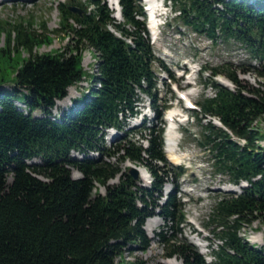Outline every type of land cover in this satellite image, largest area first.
<instances>
[{
	"label": "trees",
	"instance_id": "obj_1",
	"mask_svg": "<svg viewBox=\"0 0 264 264\" xmlns=\"http://www.w3.org/2000/svg\"><path fill=\"white\" fill-rule=\"evenodd\" d=\"M137 1H118L122 24L105 0H89L94 8L86 15L69 9L79 8L75 3H61L60 23L68 26L75 42L62 50L33 52L43 40L21 23L12 27L10 49L12 30L0 27L7 37L0 49V85L13 84L0 89V264H115V258L133 245L147 250L151 239L144 223L153 215L162 220L161 230L154 233L160 240L167 241V233L171 239L181 233L186 219L177 181L185 169L177 167L173 187L164 194L172 168L159 165L167 163L162 135L165 104H157L161 98L153 63L174 76L153 54ZM168 1L182 27L212 44H240L258 62L253 67L260 80L254 86L234 70L208 69L215 96L197 102L194 114L206 120L199 142L215 172L225 175L223 181L239 187V192H223L211 206L207 223L213 225L210 231L218 242L208 244L210 260L185 238L169 243L164 257H176L183 264H264V245L253 247L239 235L254 221L264 227V146L259 144L264 132L254 125L264 121V0ZM84 43L96 53L94 71L87 74L90 87L55 116L56 100L85 77L80 50ZM8 68L6 79L2 74ZM239 70L250 72L243 64ZM216 75L227 77L234 88L217 83ZM140 93L149 98L154 113L152 122L144 121L140 127L147 135L146 147L130 140L134 130H124L118 118L119 112L124 117L135 113ZM208 117L217 118L221 126ZM109 126L123 134L105 147L103 132ZM103 156L143 166L151 176L149 184L121 173ZM72 169L81 176L74 178ZM119 173V182L108 184ZM97 184L104 193L94 192ZM129 264L150 263L137 258Z\"/></svg>",
	"mask_w": 264,
	"mask_h": 264
},
{
	"label": "rangeland",
	"instance_id": "obj_2",
	"mask_svg": "<svg viewBox=\"0 0 264 264\" xmlns=\"http://www.w3.org/2000/svg\"><path fill=\"white\" fill-rule=\"evenodd\" d=\"M88 1L89 0H2L0 1V27L12 30L10 49H12L13 34H15V30L12 29V27L21 23L24 30L33 33L37 39L43 40L41 45L34 47L33 52L46 53L54 50H62L67 45H70V47L74 46L75 42L71 40L73 35L72 32L68 30V26L66 24L62 26L60 23L59 7L61 3H66L68 5L70 3H75L79 5L81 15H86L94 8ZM105 1L109 8V2H107V0ZM167 5L166 15L161 17V21L163 23L166 21L167 23L158 26L156 30L158 36L156 38L149 37V43L152 47L153 54L162 61L163 65L174 76V79L170 78L168 73L165 70H161L156 62L153 63L158 81L157 92L162 97V100L166 101V107L162 111V120L167 116V110H169L171 106L175 108L171 110H177V113H179L177 116L179 122H176L178 136L176 153L178 159L175 162L173 160L171 161L166 151H164L167 163L159 162V165H163L165 169L169 167L172 168L169 182L165 185L163 190L164 194L170 192L173 187L171 180L174 181L176 178V172L178 171L177 167L181 165L185 169V173L178 179L177 184L180 190L178 196H180V202L183 208L182 213L186 222L180 227L181 233L177 231L173 239H171L172 235L167 233V241H162L159 237L154 236L155 232L161 230V218L157 215L147 217L144 223V230L151 239L147 250L142 251L137 245H133L132 247L134 249H127L121 254L120 258H115V264H129L137 258L143 259L150 264L156 262L168 264L170 261L169 258L164 257L169 247L168 244L182 238L190 241L207 260H210L208 244L211 241L214 243L218 242L217 238L210 231L213 225L207 223L210 218V209L218 196H221L223 192H231L229 189L232 185L223 181L226 178L225 175L215 172L214 167L211 165L212 160L200 145L199 139L203 131L202 125L206 124V121H204L203 118L198 120L195 116L194 111L198 110L199 107L190 110L185 108L187 100H181L178 98V94H185L192 91L193 95L189 96V101L195 104V107L201 98L207 97L208 94L212 95V91L209 92L208 88V81L211 77L210 70H208L210 68H220L223 71L234 70L240 79L254 86H257L260 80L253 67L255 66L256 68L258 62L249 58L240 44L233 42L228 45L222 43L212 44L203 35L192 32L189 27H182L180 25V20L175 17L176 13L173 8V2L167 0ZM112 11V15L117 18L116 21L122 24L123 21L120 16L117 15L114 10ZM138 18L143 20L147 34L149 35L148 28L151 25L148 18L146 15L144 18L141 16ZM70 23H73V26L77 28L79 27L73 20H70ZM128 27L129 26H124L125 29ZM109 29L116 35H119L114 29V26H109ZM6 44L7 37L5 32L1 31L0 49L5 47ZM80 50L82 54L81 66L85 77L82 78L80 82L67 89L66 97L61 100H56L55 107L52 109L53 115L55 116L67 110V108L72 105L73 99L85 96V90L90 87V78L87 74L93 73L94 71L96 53L92 47L85 43L80 46ZM21 54L26 55L27 53L22 51ZM12 63L15 62L13 61ZM242 64L244 67L247 66L250 68L249 73L243 74L239 70ZM203 68H207V70L205 71ZM10 70L11 69L8 68L7 71H3L2 75L5 76L6 79L9 78L8 73ZM184 70L185 72H183ZM220 77L225 80L227 79L232 84L230 89L234 88L233 83L224 75H216L213 79L221 84L218 80ZM12 85V83H5L0 85V89L7 90ZM139 99L144 105H147L148 98L145 94L140 93ZM16 104L23 109L25 108L22 104ZM139 110L140 113H143L141 112V108H139ZM37 113H39V111L33 112V114ZM148 115L149 117H147L146 123L150 124L153 115L151 112H148ZM140 121V115L135 119H128L129 126H132L135 131V135H133L132 138L136 143L144 142L142 136L145 135V132L140 128L141 126H138ZM211 123L220 126L217 119H211ZM165 125L164 123L163 136ZM254 125L261 132H264V121H255ZM121 135L122 132L120 131L114 139H118V136ZM111 144L112 143H110V145ZM259 144L264 146V140H261ZM72 154L75 155L77 153ZM108 160L117 164L121 169V173H128L129 168L136 165L128 160L119 161L116 157H110ZM136 166L144 170L143 166ZM71 174L74 178L80 175L75 169H72ZM119 177L120 173L108 180V184L118 183L120 180ZM137 178L140 183L144 185H148L151 180V176L147 171H145L143 177L139 175ZM235 188L236 187L233 186V189ZM235 190L237 192L239 191L238 188ZM94 192L104 193V188L97 184ZM151 221L157 222V225L154 226L152 231H150L148 227ZM194 231H197L198 234H195ZM239 231L240 236L245 237L248 242L251 243L255 241V243L258 244L257 247H263L264 227L261 226L258 221H254L249 226H243ZM175 260L177 264H183L181 259L176 258Z\"/></svg>",
	"mask_w": 264,
	"mask_h": 264
},
{
	"label": "bare ground",
	"instance_id": "obj_3",
	"mask_svg": "<svg viewBox=\"0 0 264 264\" xmlns=\"http://www.w3.org/2000/svg\"><path fill=\"white\" fill-rule=\"evenodd\" d=\"M2 1V0H0ZM112 3H114V0H111ZM146 1V0H144ZM149 4L151 5H155V2L154 0H149L148 2ZM112 7H114V4H111ZM158 6V4H157ZM150 24H152V22L150 21ZM152 27V25H151ZM220 83H222L223 85L227 86V87H231L232 84L226 79H222L221 77L218 79ZM224 80V81H223ZM193 92L190 91L188 93H185V94H182V97L188 99L189 96L193 95L192 94ZM212 95H214V92L212 91L211 92ZM211 95V96H212ZM167 120H168V124H167V127H166V131H165V140H166V151H167V156L168 158L172 161H177L178 159V156H177V153H176V147L178 145V136H177V132H176V126H175V117L179 114L177 113V110H171V111H168L167 112ZM118 118L119 120H121L123 118V114L122 112H119L118 113ZM172 120V121H171ZM118 132H120V129H118L117 127L115 126H109V127H106L104 128V132H103V140H104V143L105 144H109L111 142V139L112 137H114V135H116ZM109 136V137H108ZM90 155H98V152H90L89 153ZM105 158V160L107 159L106 156H103V159ZM176 159V160H174ZM137 169H139V167H137ZM145 169H139L138 170V173L141 177L144 176L145 174ZM232 188V187H231ZM236 189V188H235ZM157 225V222L156 221H151L149 224H148V227H149V230L152 231L154 229V226ZM240 235V234H239ZM245 239V237H243ZM246 240V239H245ZM247 241V240H246ZM248 242V241H247ZM250 245L252 246H255L257 247V243L254 242H248ZM260 247V246H259ZM176 258L172 259V258H169V263L168 264H177L176 263Z\"/></svg>",
	"mask_w": 264,
	"mask_h": 264
},
{
	"label": "water",
	"instance_id": "obj_4",
	"mask_svg": "<svg viewBox=\"0 0 264 264\" xmlns=\"http://www.w3.org/2000/svg\"><path fill=\"white\" fill-rule=\"evenodd\" d=\"M69 9L72 11V12H75V13H78L79 15H81V10L79 8H75V7H69ZM131 176H133L134 178H137L139 176V173H138V169L137 167L135 166H132L129 168V172H128ZM230 191H233L234 189H229Z\"/></svg>",
	"mask_w": 264,
	"mask_h": 264
}]
</instances>
